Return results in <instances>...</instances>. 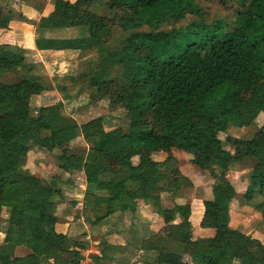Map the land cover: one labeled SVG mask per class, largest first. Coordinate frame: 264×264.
<instances>
[{
	"label": "trees",
	"instance_id": "16d2710c",
	"mask_svg": "<svg viewBox=\"0 0 264 264\" xmlns=\"http://www.w3.org/2000/svg\"><path fill=\"white\" fill-rule=\"evenodd\" d=\"M220 1L235 4L230 21H205L189 0H53V12L41 25L85 28L87 35L40 38L36 47L94 51L93 62H86L91 75L86 83L79 80L80 87L102 91L111 86L103 96L111 109L127 112L125 130L105 131L90 121L78 125L59 106L41 107L33 116L28 99L45 90L41 78L18 49L0 45V73L27 69L15 81H0V222L2 209L9 210L0 264H77L87 246L55 231L53 210L61 192L55 179L46 181L23 169L30 144L47 152L61 148V171L84 174L82 214L91 226L110 217L120 200L157 205L162 191L174 195L191 187L169 157L173 149L190 155L223 188L228 185L218 172L220 161L250 162L243 205L264 214V129L250 139L219 138L229 127H244L264 114V0ZM188 15L195 18L176 26ZM164 24L169 28L162 29ZM114 32L119 37L110 45ZM66 78L77 86L76 76ZM79 134L91 143L85 154L67 150ZM155 153L168 156L157 161ZM202 205L199 227L211 229L212 236L193 239L190 204H174L179 221L141 245L157 253V264H189L185 255L191 261L216 256L219 263L264 264V244L230 226V200L204 199ZM55 246L71 250L73 258L50 261L45 252ZM19 247L24 250L20 255ZM104 257L102 251L92 261Z\"/></svg>",
	"mask_w": 264,
	"mask_h": 264
},
{
	"label": "rangeland",
	"instance_id": "374dc122",
	"mask_svg": "<svg viewBox=\"0 0 264 264\" xmlns=\"http://www.w3.org/2000/svg\"><path fill=\"white\" fill-rule=\"evenodd\" d=\"M193 6L196 8H200L202 12L204 13V19L205 21L209 22L214 17H222L230 21L232 19V13L234 8V3L230 4H224L220 0H189ZM4 4L3 0H0V4ZM120 15V14H119ZM116 14V17L119 16ZM195 17L193 15H188L186 19L179 21L176 26H186L191 20H193ZM109 24L112 25L113 21H108ZM112 29L114 26H111ZM76 28V27H74ZM162 29H168L169 26L167 24H164ZM119 35L114 32L111 36V39L109 41L110 45H115L116 38H118ZM37 48V47H36ZM38 49V48H37ZM39 50V49H38ZM94 51L85 52L83 54L79 53V61L78 65L75 67L77 68L74 70L72 69V75L77 77V86L73 85H67L66 87H76L77 92L76 93H62L61 91L57 90L59 86H64V84H70L67 78L65 77H58L59 74L53 69L52 72L54 77L45 76L41 69L40 63L33 65L28 64L30 71L36 75H43L41 76V82L46 87L47 90H49V94L44 95L42 100L33 101L28 99V103L31 107L32 114H35L36 111L39 108V105H43L46 101L45 99L49 97V104H52V106H59L63 112L67 115H72L78 124H82L85 122H92L95 124L96 128L103 129L105 131L111 130L116 127H121L123 130L127 129L128 127V114L124 109L121 108H115L111 109L108 105V101L104 99L103 92L107 91L111 86H108L107 88H102V91H99L94 88H84L80 87L82 84L80 83L82 79V83H86L85 81L88 80L89 76L91 75L89 70L90 67L87 65V60L89 63L93 62V56ZM85 62V63H84ZM28 68V70H29ZM43 68V67H42ZM66 67L65 69H67ZM26 68H19V71L17 72H3L0 73V81H15L19 77L25 75ZM34 70V72H33ZM64 70V69H63ZM81 71V72H79ZM62 72V71H61ZM70 73V71L68 72ZM64 74V76L67 77V74ZM62 74V73H60ZM63 76V75H61ZM80 80V81H79ZM57 91V92H55ZM84 93V94H83ZM59 104V105H58ZM51 106V105H49ZM264 129V114L260 113L257 118L251 122L250 124L241 127H229L225 133L219 134V138L223 141L226 140V138H239V139H250L251 136L259 129ZM82 137L76 138L74 141H72L69 144V147L67 150L69 152H75L82 154L85 152L88 147L91 145V143L82 141ZM225 148L228 151L232 152V148L229 145H226ZM61 148H57L53 152H47L43 149H40V151L35 152L33 155L34 164L38 168V174H36L38 177L50 181L52 179H60V181L65 183H80L82 182L83 176L79 173L74 172L75 176L67 178L66 176L61 179L62 172L59 170L61 163L58 161V156L61 153ZM31 155V156H32ZM161 156V157H159ZM168 156L165 153H155L153 156L154 160H161L160 158H166ZM169 157H171L175 162L177 163L179 171L185 176L187 175L190 177L189 180H191L192 186L182 190L176 194H170L167 190H164L161 192L160 198L162 201L161 204V210L166 211V216L171 215L173 205L179 202H189L191 200L200 202V200H204L205 198L208 199H216L220 203H227L230 200V204H233L231 206V212H232V218H231V224L234 227V225H241L240 227L245 229L246 231L252 230L253 232L257 233L261 240L264 242V214L257 212L251 208H248L247 206L243 205V194L246 190V187L249 183V179L252 177L251 173V164L248 161H243L240 163H232L230 158L223 159L220 161L218 172H223L224 174V180L226 181V185H228V188H223L217 178L210 176L208 172H205L198 168L193 160L192 157L188 154H185L177 149H173ZM132 162L135 164L137 162V158H133ZM37 172V171H36ZM61 172V173H60ZM61 174V175H59ZM221 174V173H220ZM120 214V212L116 213ZM115 214V215H116ZM121 215V214H120ZM118 215V216H120ZM164 215V216H165ZM240 217V221H239ZM84 218V217H83ZM117 218L120 217H114V220H118ZM167 218V217H166ZM110 228V227H109ZM5 229V224H3V220L0 222V231L2 232ZM193 231V230H192ZM251 231V232H252ZM103 232V231H102ZM102 232L100 234H102ZM213 234V231L206 228L197 227L193 233V239L198 238H209ZM91 241H87V246L84 250H80V256L84 253L86 249L90 250V252L94 249H97L99 251H102L107 254V257H104L102 261H99L96 264H112V260L110 255H116V252L111 251L112 249L107 248L102 243L104 242L103 237H98L97 235L91 236ZM81 242H85L82 240H78ZM264 244V243H263ZM138 245V244H137ZM109 247V246H108ZM191 248V246H190ZM131 251L136 250V246L134 245L131 247ZM189 250V249H188ZM24 250H19L17 254H22ZM55 252L51 251V256ZM88 257L92 253H87ZM185 261L190 262V258L188 255H185L184 257ZM155 259H157L154 252H148L147 254L143 255L141 253H135L133 256V263L131 261L125 262L124 260H118L116 259V263L120 264H157ZM221 258H216V256H212V259H210L207 262L202 261H193V264H218ZM94 264V263H93Z\"/></svg>",
	"mask_w": 264,
	"mask_h": 264
},
{
	"label": "crops",
	"instance_id": "0c3cea01",
	"mask_svg": "<svg viewBox=\"0 0 264 264\" xmlns=\"http://www.w3.org/2000/svg\"><path fill=\"white\" fill-rule=\"evenodd\" d=\"M63 1H67L69 3L76 2V0H63ZM3 2L4 4L2 3L0 4V10L2 12L0 15V45L10 46L13 49L14 48L18 49L23 59V62L26 65L28 64L33 65V69L35 63H40V65L43 67V68L41 67V69L42 71L44 70L43 73L45 74V76L54 77V75H52L53 69L59 74L58 77L66 78L64 74H66V72L68 73L69 71L70 73H68L67 76H74L72 75V71H73L72 69L73 68L74 70L77 69L75 67L78 65L79 51L68 50V49L38 50L36 48L35 40L40 38L68 39L73 37L86 36L87 30L85 28H74V27H66L60 25L42 26L41 21L47 18L48 16H50V14L53 12L54 9L53 0H3ZM66 67L68 68L65 69ZM67 85L70 84H64V86H59L57 90L61 91L62 93L77 92L76 87L65 88V86ZM49 92L50 91L47 90L45 87V90L40 95L31 96L30 100L33 101L42 100L43 96L49 94ZM45 100L46 101L44 102L43 105L42 104L39 105L38 110L41 107L52 105L49 104V97H47ZM38 110L36 111L35 114L32 115L36 116ZM67 116L72 118L77 123L76 119L72 115H67ZM79 137H81L80 134ZM82 141L84 140L82 139ZM40 149L41 148L33 144H30L29 152L27 153L26 160L22 166L24 170L28 171L31 174H34L35 176H37L36 174H38L39 170L34 164V159L32 154L40 151ZM86 151L83 152L82 154H85ZM160 159L161 160L159 161H162L165 158H160ZM59 170L61 171V169ZM61 172L63 174V175L59 174L61 175V179H63L65 176L67 178L75 176L74 172H69V173L63 171ZM76 173H79L83 176L82 182L65 183L60 181V179L58 178L55 179L57 188L61 192V197L56 199L53 210L54 215L57 217V223L55 224V231L57 233H62L66 235L70 239L82 240L85 242L91 241L92 235H97L100 238L103 237L104 242L102 244L103 245L106 244L107 248L112 249L111 251H114V253L116 252L115 256L112 254L110 255L112 264H120V263H116L115 261L116 259L124 260L127 263L128 261H131L133 263L134 261L133 256L135 253H141L145 255L148 252H154V254L157 257V253L154 250L143 249L141 245L143 243L147 244L148 242L149 243L154 242L155 239L159 238L160 235L166 231L167 227L170 224L177 223L179 221V218L177 217L175 212L171 210L172 211L171 215L166 216L165 215L166 211L161 210V204H160L162 203L160 202L162 201L161 198L157 205L151 202H144L142 200H137L132 202L123 199L114 204V206L116 205L115 211L110 217H108L107 219H105L104 221H102L97 225L91 226L84 221L83 218L84 215L82 214L83 197L85 192V177L82 172H76ZM186 177L190 179V177H188L187 175ZM198 201L199 200L197 201L191 200L188 202L191 207V215L189 219L192 224L193 231L197 227H199V223L203 214V205H202L203 200L201 199L200 202ZM180 203H185V202H179V204ZM232 205L233 204H230L229 206L230 226L234 229H238L239 231H242L245 234L251 235L252 237L264 243L261 240V237L257 233L253 232L252 230L246 231L245 229L241 228L240 226L244 225L241 222H240L241 225L237 224L234 225V227L232 226L231 224ZM117 212L118 213L120 212L121 215L116 214ZM8 215H9V210L7 208H3L1 213L3 224H5ZM114 217H120V218H117L118 220H114ZM239 221H240V217H239ZM101 232L102 234H100ZM3 237L4 234L0 232V244L3 243ZM134 245L136 246V250L131 251L132 250L131 247H133ZM21 249L23 250L22 247L17 248L16 252H18ZM51 251L55 252L54 254H52L53 257L50 254ZM102 251L94 249L90 252V250L86 249L83 254L92 253L91 256L89 254V258L91 260V264H93L92 256L96 255L100 257ZM45 255L50 261H53L54 259H59L62 260V262H64L67 260H71L73 258V252H71V250L64 251L56 246L47 250L45 252ZM155 261L157 262V259H155ZM189 264H193V261H190ZM218 264H237V263L234 261H231L229 263H222L221 261Z\"/></svg>",
	"mask_w": 264,
	"mask_h": 264
},
{
	"label": "built area",
	"instance_id": "2783aa9c",
	"mask_svg": "<svg viewBox=\"0 0 264 264\" xmlns=\"http://www.w3.org/2000/svg\"><path fill=\"white\" fill-rule=\"evenodd\" d=\"M77 264H91V260L87 254H82L77 260Z\"/></svg>",
	"mask_w": 264,
	"mask_h": 264
}]
</instances>
